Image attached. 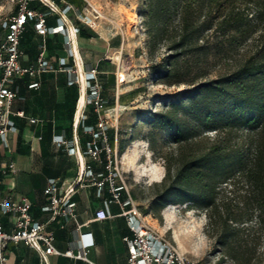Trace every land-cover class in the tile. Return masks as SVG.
<instances>
[{"label":"rangeland","instance_id":"374dc122","mask_svg":"<svg viewBox=\"0 0 264 264\" xmlns=\"http://www.w3.org/2000/svg\"><path fill=\"white\" fill-rule=\"evenodd\" d=\"M89 1L102 12V17L96 21L97 28L117 33L124 42L122 54H115L113 61L120 62L126 80L121 79L120 71L119 78L124 82L122 89L127 91L122 94V106L112 107L109 118L118 128L120 140L123 139L125 153H118L119 165L129 189L141 203L142 212L150 215L151 223L159 232L194 264H264L259 195L242 175L219 187L220 212L213 220L207 209L189 202L171 203L159 213L149 212L151 202L163 186L166 166L171 165L176 171L183 151L189 153L206 145L208 140L214 141L217 131H206L203 142L198 139L181 146L167 132L146 123L149 113L170 109V101L176 93L187 87L171 84L161 75L168 65L166 58L175 52L163 42L151 52L145 16L147 0ZM250 1L216 3L214 9L222 3V13L215 14V21H220L230 10L239 12L240 18L235 24L224 23L204 33L201 44L209 45L211 50L207 61L196 65L200 56L194 57L192 53L182 56L190 61L192 77L198 82L227 74L246 59L264 55V4ZM249 134V130L237 128L230 140L223 143L248 152L252 146ZM120 146L118 142L117 151ZM228 217L231 219L224 231L222 224Z\"/></svg>","mask_w":264,"mask_h":264},{"label":"crops","instance_id":"0c3cea01","mask_svg":"<svg viewBox=\"0 0 264 264\" xmlns=\"http://www.w3.org/2000/svg\"><path fill=\"white\" fill-rule=\"evenodd\" d=\"M66 1L81 8L87 5L85 0H81L80 4ZM59 3L62 8L66 5L63 1ZM31 6L45 9L38 1H33ZM48 24H64L65 31L43 37L32 23H28L21 39L23 66L36 62L43 39L47 43L49 65L40 75L16 77L20 93L12 107L14 112L23 111L24 116L12 115L16 130L8 133V146L0 141V201L6 198L20 201L28 197L32 201L30 212L33 219L46 225V231L55 236V246L61 252L67 251L76 239L75 229L79 223L82 225L81 232L91 233L90 237L94 240L89 249L91 260L99 264H128L129 249L124 237L132 235V232L120 204H110L112 217L96 219L97 211L103 209L106 200L112 197L108 184L103 189L97 184L108 174L105 153L101 154V161H95L85 153L86 142L92 138L85 127L97 125L99 116L92 104H85V84L72 83V76L66 69V65L73 66L82 74L91 67L97 69L103 96L107 100V115L111 116L112 107L122 106V94L127 91L122 89L124 82L119 81L120 62L113 61L115 54H122L124 42L111 30L100 31L98 24L89 26L73 11L63 15L53 13L48 18ZM75 27L79 28L78 33ZM68 40L71 41L69 44ZM35 82H40L39 88L31 87ZM115 126L109 134L115 129L114 147L117 148L121 134ZM60 137L71 141L75 151L58 145ZM87 165H91L96 178H86L81 185H76ZM51 178L58 179L64 190L75 184L73 199L77 202V221L65 223L61 216L50 221L51 213L44 207L48 204L45 189ZM131 193L143 211L138 197ZM122 197H126L124 190ZM0 219L7 232L14 230L15 217L12 214H1ZM6 255L8 264H42L38 251L24 242H10ZM48 262L89 264L82 259L58 254L49 255Z\"/></svg>","mask_w":264,"mask_h":264},{"label":"trees","instance_id":"16d2710c","mask_svg":"<svg viewBox=\"0 0 264 264\" xmlns=\"http://www.w3.org/2000/svg\"><path fill=\"white\" fill-rule=\"evenodd\" d=\"M256 1L264 4V0ZM218 2L222 0H147L145 16L151 52L162 42L175 52L166 58L168 65L161 75L171 84L187 87L176 93L170 109L149 113L146 123L167 132L181 146L198 139L203 142L206 131H217L214 141L208 140L189 153L183 151L176 171L166 166L163 186L149 212L159 213L171 203L189 202L207 209L213 220L220 212L219 187L242 175L259 195L258 209L264 226V55L250 57L233 71L202 82L192 77L193 66L182 57L187 53L200 56L196 65L207 61L211 50L209 45L201 44L204 33L224 23L235 24L240 18L239 12L230 10L215 21V14L222 13V3L214 9ZM237 128L250 132L252 146L248 152L223 143ZM110 133L114 147L115 129ZM119 142L121 155L125 145L123 139ZM229 219L225 218L222 230H227Z\"/></svg>","mask_w":264,"mask_h":264},{"label":"built area","instance_id":"2783aa9c","mask_svg":"<svg viewBox=\"0 0 264 264\" xmlns=\"http://www.w3.org/2000/svg\"><path fill=\"white\" fill-rule=\"evenodd\" d=\"M33 1L40 2L45 9L39 10L32 7ZM59 1L65 2L66 5L62 8ZM85 2L87 5L81 8L66 0H0V141L4 146H8V133L16 130L12 115L24 116L23 111L14 112L12 107L20 93L16 77L40 75L48 69L49 65L46 59L45 39L39 44L40 53L36 62L29 66L21 64L23 56L21 39L27 24L32 23L34 29L43 37L57 34L65 31V25H49V16L53 13L63 15L73 11L86 24L93 27L97 24V19L102 17V12L89 0ZM75 32H79L78 27H75ZM70 42L67 41L68 44ZM63 64L66 62L63 61ZM66 69L72 76V83L85 84V104H92L99 116L97 125L85 127L86 131L92 135V138L86 142L85 153L95 161H101V154L105 153L108 174L97 181V184L101 189L108 184L112 197L106 200L103 209L97 211L96 219L105 220L112 217L110 204L113 202L120 204L122 214L126 217L132 232V235L124 237L129 249L128 264H194L185 253L159 232L151 223L150 215L140 210L125 182L122 167L119 165L117 148L111 145L109 139V130L114 125L110 123L107 115L105 108L107 100L103 96V87L98 78L97 69L91 67L84 74L77 72L73 66L66 65ZM31 87L39 88L40 82L33 83ZM60 138L58 145H65L71 152L75 151L71 141ZM13 171L15 172V169ZM86 178H96L91 165H87L85 173L77 179L75 184L81 185ZM75 184L64 190L58 179L48 180L45 189L48 204L44 210L51 213L50 221L56 220L58 216H61L65 223L77 221V202L73 199L76 193ZM123 190L126 192L125 198L122 197ZM31 208L32 201L28 197H23L20 201L10 198L0 201V217L1 214L9 213L15 217V227L12 232L6 231L0 219V264H8L6 248L10 242H24L37 250L42 264H49L48 256L51 254L66 255L85 260L89 264H99L89 258V249L94 244V240L90 237L91 233L81 232V224L77 223L76 239L70 243L69 249L61 252L55 246V236L46 231V225L33 219Z\"/></svg>","mask_w":264,"mask_h":264},{"label":"bare ground","instance_id":"6f19581e","mask_svg":"<svg viewBox=\"0 0 264 264\" xmlns=\"http://www.w3.org/2000/svg\"><path fill=\"white\" fill-rule=\"evenodd\" d=\"M76 36V35H75ZM82 65V64H81ZM120 76L123 81L126 80V76L120 71ZM84 84V83H83ZM155 222V220H153ZM155 224V223H154ZM179 239V238H178ZM180 241V240H179ZM181 242V241H180ZM182 244V243H181Z\"/></svg>","mask_w":264,"mask_h":264}]
</instances>
